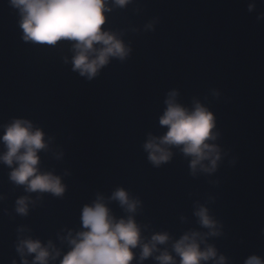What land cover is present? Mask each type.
<instances>
[{"label": "water", "instance_id": "obj_1", "mask_svg": "<svg viewBox=\"0 0 264 264\" xmlns=\"http://www.w3.org/2000/svg\"><path fill=\"white\" fill-rule=\"evenodd\" d=\"M249 5H254L249 11ZM107 12L104 30L131 49L112 57L91 80L73 71L72 41L55 46L25 42L18 10L0 0V135L13 118L45 133L39 168L61 177L65 192H27L0 162V264H21L20 240H49L63 255L66 238L82 229L81 213L98 197L117 218L127 217L118 188L138 200L133 214L142 236L167 232L166 245L209 229L195 212L203 206L217 222L206 244L225 264L264 259V0H130ZM152 25V27H149ZM191 108L213 112L221 160L215 172H192V157L172 147L159 167L144 144L162 136L168 93ZM0 142V154L5 151ZM28 197V214L16 212ZM205 245L201 244V248ZM131 264H159V252ZM61 257L49 264H60ZM174 255V253H173ZM34 254L26 256L31 264ZM178 259V258H177ZM205 264H214L212 260Z\"/></svg>", "mask_w": 264, "mask_h": 264}, {"label": "clouds", "instance_id": "obj_2", "mask_svg": "<svg viewBox=\"0 0 264 264\" xmlns=\"http://www.w3.org/2000/svg\"><path fill=\"white\" fill-rule=\"evenodd\" d=\"M130 0H112L118 7H125ZM10 5L18 10L19 27L23 30L22 39L40 45L55 46L60 41H72L74 55L73 71L89 80L109 63L110 58L124 60L131 49L127 47L115 32L104 30L106 13L112 8L109 0H10ZM254 5H249V11ZM152 27V25H149ZM178 93H168L166 108L159 119L167 131L159 137L149 135L144 144L149 161L159 167L172 158V147H177L185 156L192 157L190 167L212 173L217 170L221 160V149L216 141L218 133L215 116L208 107L199 101L191 108L178 103ZM0 142L5 151L0 154V162L11 168L9 179L16 185H23L27 192H50L61 196L65 185L61 177L39 168L41 150L48 148L45 133L34 127L33 123L23 118H13L3 125ZM119 202L129 213L121 218L114 216L104 201L98 197L91 205L82 208V229L75 236L69 232L70 245L66 253H61L51 240L47 244L39 239L26 238L17 245L22 261L29 264L26 256L34 254L31 264H49L50 260L61 257L60 264H131L134 249H140V261L159 252L155 259L159 264H205L212 260L214 264H225V257L218 259L214 246L206 244L205 236H217V222L210 216L206 207H199L195 215L202 227L209 232L202 234L192 231L183 234L171 246V252L160 249L171 239L167 232L154 233L150 239L142 236L134 213L138 200L130 198L128 192L118 188L110 197ZM16 212L28 214V197L18 198ZM201 244L205 247L201 248ZM174 253V255H173ZM178 258V259H177ZM16 264V261H13ZM244 264H264V259L257 255L249 256Z\"/></svg>", "mask_w": 264, "mask_h": 264}]
</instances>
